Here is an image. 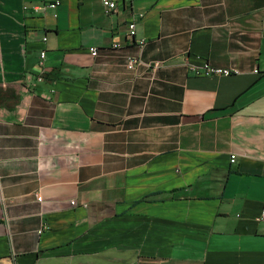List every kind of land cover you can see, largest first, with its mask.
<instances>
[{
	"label": "crops",
	"instance_id": "crops-1",
	"mask_svg": "<svg viewBox=\"0 0 264 264\" xmlns=\"http://www.w3.org/2000/svg\"><path fill=\"white\" fill-rule=\"evenodd\" d=\"M56 1L0 0V264H264V0Z\"/></svg>",
	"mask_w": 264,
	"mask_h": 264
},
{
	"label": "built area",
	"instance_id": "built-area-1",
	"mask_svg": "<svg viewBox=\"0 0 264 264\" xmlns=\"http://www.w3.org/2000/svg\"><path fill=\"white\" fill-rule=\"evenodd\" d=\"M119 1L122 0H100L101 6L103 7L105 13H111L114 12L117 8V3ZM59 4V0L56 1L53 4H49L47 5V7L49 8H54ZM127 31H128V36L129 37H133L135 34V23L131 22L127 25ZM46 41V38H43V42ZM89 52L91 54V56L95 57L97 55V50L95 48H90ZM45 51L42 50L39 54V67L40 69L43 68L44 66V59H45ZM139 63V61L136 58H129L127 61V68L128 69H133L137 64ZM157 66L155 65V68ZM190 70L193 72V74L195 76H202V77H209V76H229L232 72L228 69H223V68H219V67H214L211 66L210 64H203L202 66H191ZM255 73H257V71H255ZM43 79V75L41 74L38 78L39 81H41ZM234 156L231 157V162H234ZM36 200L38 202H41V197H39L38 195H36ZM70 204L72 206H75V202L71 201ZM83 208L86 207V205H82ZM257 222H264V209H262L260 211L259 216L256 219Z\"/></svg>",
	"mask_w": 264,
	"mask_h": 264
}]
</instances>
